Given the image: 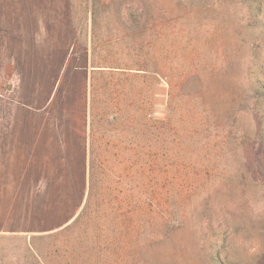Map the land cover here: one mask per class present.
I'll return each mask as SVG.
<instances>
[{"label": "rangeland", "instance_id": "1", "mask_svg": "<svg viewBox=\"0 0 264 264\" xmlns=\"http://www.w3.org/2000/svg\"><path fill=\"white\" fill-rule=\"evenodd\" d=\"M77 1L0 0V264H264V0Z\"/></svg>", "mask_w": 264, "mask_h": 264}, {"label": "trees", "instance_id": "2", "mask_svg": "<svg viewBox=\"0 0 264 264\" xmlns=\"http://www.w3.org/2000/svg\"><path fill=\"white\" fill-rule=\"evenodd\" d=\"M89 2H90V4L87 3V0H84V1L83 0H80L78 2V3H80V4H78V6L84 5V8L85 9L88 8L90 10L92 9V11H95L93 13V16L94 17H95V15L96 16L98 15L99 9L102 10L103 7H106L105 5H102L97 0H94V1H90L89 0ZM66 3H68V2H66ZM92 67L95 68L93 70V73H92L93 75L96 74V72H97V74H98V72H102V69H101L102 66H98V65H96V63H94ZM85 70L87 71V69H85ZM76 71H79V72L83 73L82 71H84V70H82V69H79V70L76 69ZM62 73H65V72H63L62 69H61L60 72H59L60 77L62 76L61 75ZM91 113L93 115V121L91 122V129H94V127H95V125H94V119H96L100 115L98 114V111H97V108L96 107H93V108L91 107ZM261 135L264 136V123H263V128H262ZM103 167H104V165L98 166L99 169L100 168L102 169ZM92 168L94 170V167H92ZM90 170H91V168H90ZM89 178L90 179L88 181V196H87V201L89 199L90 192H92V190H94L93 187H94V184H95V182L94 183L92 182V180L94 178L92 177V173L91 172L89 174ZM82 199H83V197H82ZM82 199H81V201H82ZM87 204H88V202H87ZM86 205L84 206L83 211L81 213H79V215L76 218L75 222L78 223L79 222L78 220H80V218H82V216L84 215L82 213L84 211H86V209H88V206H86ZM143 233H144V229H143ZM149 237H146V238H149ZM107 255L108 254H104L101 257L92 256V255H88V256L85 255L83 257H80V256L73 257L72 259L74 260V264H111V262L109 261L110 258ZM134 260H136V264H151V238L150 239H141L139 241V243L136 245V257L134 258Z\"/></svg>", "mask_w": 264, "mask_h": 264}]
</instances>
